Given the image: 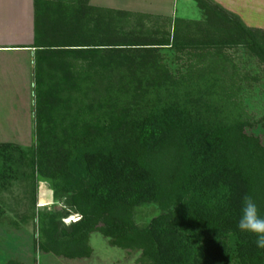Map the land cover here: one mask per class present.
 I'll return each mask as SVG.
<instances>
[{
  "label": "trees",
  "instance_id": "trees-1",
  "mask_svg": "<svg viewBox=\"0 0 264 264\" xmlns=\"http://www.w3.org/2000/svg\"><path fill=\"white\" fill-rule=\"evenodd\" d=\"M62 1L33 0L34 141L0 142L1 185L20 175L35 199L46 182L80 216L58 232L61 217L47 227L41 213L42 251L88 256L97 232L139 253L137 264H264L237 226L245 195L264 217V141L253 131L264 117L215 106L206 68L173 72L161 53L227 60L242 48L264 70V29L213 0H193L199 21ZM145 204L159 213L140 225Z\"/></svg>",
  "mask_w": 264,
  "mask_h": 264
},
{
  "label": "rangeland",
  "instance_id": "rangeland-1",
  "mask_svg": "<svg viewBox=\"0 0 264 264\" xmlns=\"http://www.w3.org/2000/svg\"><path fill=\"white\" fill-rule=\"evenodd\" d=\"M150 1L135 0L138 5L135 4L132 8L140 12L149 11L146 4ZM18 2H23L27 9L32 7L31 0H18ZM12 3V0L8 4L0 0V39H11L13 36L9 32L10 28L4 23L5 21H1L2 18L5 20L8 14L15 23V15L10 13V10L13 9ZM89 5L94 6L91 0H89ZM174 7V13L177 9L178 14H172L170 10L168 15L160 16L179 17L182 15L186 20L199 21L202 19L201 11L193 0H175ZM252 9L250 8L246 14L237 16L248 27L264 29V0L261 12L255 13L254 6ZM16 13L18 12L16 11ZM28 23L27 21L26 26L24 25L25 29L21 30L25 37L24 40H27L30 31H32L31 25L29 27ZM153 23L154 21H144V25L147 27L152 26ZM161 53L163 62L173 72H176L177 68L184 71L189 63L197 64L198 69L206 68L201 72L210 82L209 85L212 89L210 100L215 106L218 104L225 106L228 113L233 114L241 108L256 120L264 117V70L258 59L248 54L244 49L225 50L223 55H226L227 60H223L222 56L216 58L208 56L206 59L196 57L190 60L189 54L175 53L168 49H163ZM209 65L211 67H208ZM8 79L6 82H13L12 79ZM17 79L14 80L16 82L14 86L10 85L9 87L5 84L2 94H0V142H13L23 147H30L34 141L35 81L32 79L30 83L28 76ZM203 84L201 82L200 86ZM201 88L204 90L203 87ZM14 92H21L22 96H17ZM226 93L230 96L229 103L225 98H222ZM253 131L264 141L263 127L257 125ZM18 176L10 179L9 183L0 184V202L4 209V215L0 218V264H4L10 259H16L23 264H137L139 253L112 247L108 244L107 239L97 232L92 233L89 237L88 243L91 252L88 256L69 259L43 252L40 247L42 240L41 213L45 215L47 227L49 226L47 221L49 216L61 217L58 232L78 220L80 216L63 199L54 202L52 190L46 182L37 183L36 195L33 199L31 181ZM158 213L159 209L156 205L145 204L136 210L134 219L136 223L145 225Z\"/></svg>",
  "mask_w": 264,
  "mask_h": 264
},
{
  "label": "crops",
  "instance_id": "crops-1",
  "mask_svg": "<svg viewBox=\"0 0 264 264\" xmlns=\"http://www.w3.org/2000/svg\"><path fill=\"white\" fill-rule=\"evenodd\" d=\"M4 3L8 4L11 0H2ZM94 1V2H93ZM177 1V0H176ZM218 3L227 11L234 13L236 15L246 14L248 10L253 8L254 12H261L263 9V0H213ZM13 9L10 10L13 15H15V23L12 18L5 17L4 23L8 26L9 32L13 35L11 39L5 38L0 39V94H2L3 86L8 85L10 87L16 85L14 80L17 78L23 79L25 76H28L30 83L33 79L34 74V55L35 49L33 47V0H31L32 7L27 9L23 2H18V0H12ZM92 5L100 8L114 9V10H124L132 13H146L154 14L157 16L168 15L170 10L172 14H178L176 9L174 13V2L175 0H151L147 7L149 11L140 12L132 8L133 5H138L135 0H91ZM11 5V6H12ZM183 10V8H182ZM16 11L18 13H16ZM155 11H158L155 13ZM184 11V10H183ZM250 11V10H249ZM253 11V9H252ZM176 17V16H173ZM178 17V16H177ZM179 18L183 19L182 15ZM28 26L31 25L32 31L27 40H24V34L21 33L25 29L26 22ZM7 22V23H6ZM30 27V26H29ZM27 29V28H26ZM20 30V31H19ZM19 31V33H18ZM28 31V29H27ZM7 78L12 79L13 82H6ZM8 79V80H9ZM23 86V83H22ZM4 92V91H3ZM17 96H22L21 92H14ZM21 102V101H20ZM21 107V105H20ZM22 110V108H20Z\"/></svg>",
  "mask_w": 264,
  "mask_h": 264
},
{
  "label": "clouds",
  "instance_id": "clouds-1",
  "mask_svg": "<svg viewBox=\"0 0 264 264\" xmlns=\"http://www.w3.org/2000/svg\"><path fill=\"white\" fill-rule=\"evenodd\" d=\"M237 226L242 232L254 234L257 247L264 248V217L259 215L257 204L249 195L243 197Z\"/></svg>",
  "mask_w": 264,
  "mask_h": 264
}]
</instances>
